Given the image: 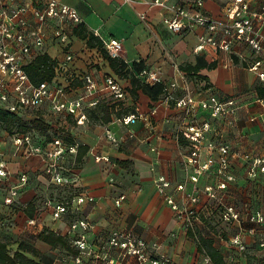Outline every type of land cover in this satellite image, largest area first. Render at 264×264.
<instances>
[{
    "label": "crops",
    "instance_id": "0c3cea01",
    "mask_svg": "<svg viewBox=\"0 0 264 264\" xmlns=\"http://www.w3.org/2000/svg\"><path fill=\"white\" fill-rule=\"evenodd\" d=\"M63 2L78 10L88 31L101 39L119 40L122 45L120 59L129 66L133 62L143 61L146 70L155 74L162 82L167 85L177 82L181 88L177 90L176 96L182 94L184 82H187L197 97H204L210 90L223 100L233 99L237 102L239 108L233 124L229 125L226 118L213 119L214 137L230 144L234 149L230 171L238 180L229 186V200L241 207H245L247 203L253 209L264 207V173L259 174L255 181L248 180L245 168L247 160L244 159L246 154L252 157L264 156V104L260 101L263 97L259 94L260 90L264 91V82L256 72L249 69L253 60L252 51L245 45H237L233 53L229 54L211 48L196 52L197 34L203 33V29L174 34L161 22L156 9L150 10L144 5H129L123 0ZM226 3L227 0H206L204 11L210 17H220ZM250 3L253 11H259L264 6V0H250ZM140 13L147 14V21L139 17ZM27 16L33 19L31 13ZM76 41L81 47L74 52V60L69 64L72 70L89 72L97 81L104 74L113 73L99 52L89 49L84 40L74 36L73 45ZM43 52L49 53L58 61L65 60V53L52 39L46 42ZM93 55L95 59L91 60ZM199 57L209 63L216 62L215 69L204 68L196 74H188L182 70V66L194 65ZM125 83V99L117 102L102 98L96 108L89 110L85 126L74 124L69 129L72 137L88 147L82 162L74 168L76 186L95 198L94 204L89 203L84 209L92 222L91 236L96 241L99 258H84L82 264H150L139 263L131 256L122 258L121 251L108 243L116 230L131 232L143 239L154 246L155 253L170 258L174 264H207L206 256L198 252L197 243L191 235L213 239L214 246L221 251L220 246L223 244L209 232V219L205 217L214 206L202 195L207 205L200 207L201 221H196L195 229L187 230L178 221L156 184L161 176L170 180L173 188L168 189L167 194H173L177 202L182 201L185 195L184 192L175 190L176 184H184L186 191H191L194 187L184 166L188 157L187 141L179 134L185 121L184 115L165 96L153 102L142 91L133 95L130 92V81L126 80ZM78 89V93H83L81 87ZM130 114L137 116L133 123L124 125L118 121ZM201 115L212 122L208 113L202 112ZM107 117L110 120L105 122ZM108 131L117 139V144L107 138ZM7 135L6 131L0 134V146L8 141ZM96 155L108 156L109 161L96 162ZM8 160L13 172L12 181L16 182L22 173L28 175L29 181L21 189L13 209L4 206L6 191H0V207L3 206L4 218L12 225L9 230L1 229L0 236L12 235L9 238L13 240L15 236L23 237L28 229L34 232L36 229L37 233L44 228L63 231L64 224L53 222L48 207V200L54 198L50 197L44 203L41 198L53 185L44 173L41 160L11 156ZM214 182V177L209 174L202 176L196 186L202 190L204 185ZM243 182L246 183V192L241 190ZM258 184L263 185L262 190L254 196L252 192L259 191ZM123 194L126 195V200L121 206H116L115 200ZM32 201L35 203L33 208L30 206ZM29 211L39 219L36 228L27 224L31 218ZM245 240L252 244L254 239L248 237ZM29 244L37 248L44 257L42 264H63L60 260L67 253L65 249L52 247L40 241L37 236ZM251 252L252 248L248 255L240 258L241 264L262 260L258 254ZM27 255L39 261V258ZM224 261L232 264L227 254H224Z\"/></svg>",
    "mask_w": 264,
    "mask_h": 264
},
{
    "label": "built area",
    "instance_id": "2783aa9c",
    "mask_svg": "<svg viewBox=\"0 0 264 264\" xmlns=\"http://www.w3.org/2000/svg\"><path fill=\"white\" fill-rule=\"evenodd\" d=\"M123 2L144 5L150 10L156 9L161 22L174 34L203 29V33L197 34L196 52L211 48L229 54L233 53L237 45L247 46L252 51L253 58L249 69L256 72L264 82V6L259 11H253L250 0H227L222 15L210 17L204 11L206 0ZM29 13L33 19H29ZM139 17L147 21L146 13H140ZM81 23L78 10L63 0H0V114L12 113L23 122L29 123L36 118L31 115L41 112L45 120L52 119L50 126L63 121L69 131L74 124L85 126L89 110L96 108L102 98L117 102L126 98V80L115 74H104L97 81L89 72H76L70 68L69 64L74 60L73 30ZM49 39L60 46L65 53V60L58 62L52 80L35 83L26 68L38 56L46 53L43 48ZM101 40L103 48L111 57L120 58L122 45L119 40ZM140 76L151 84L163 83L165 99L172 101L175 108L184 115L185 121L179 134L187 141L188 157L184 166L194 187L191 191H186L184 184H176L175 190L184 192L185 195L182 201L177 202L173 194H167V190L173 188L172 182L163 176L156 181L158 190L165 195V200L175 212L178 221L187 230L195 229L196 221H201L200 207L207 205L203 201V195L214 206L205 216L209 219V232L223 244L220 248L229 255L230 263L241 264L240 258L249 254L251 248L254 251L253 246L263 250L258 255L264 260V207L253 209L248 203L241 207L235 202L225 201L229 186L238 180L230 171L234 149L230 144L214 137L213 119L226 118L229 125L233 124L239 108L237 102L233 99L223 100L210 90L204 97H197L187 82H184L182 94L176 96L177 90L181 88L177 82L167 85L147 70ZM79 87L83 93H78ZM260 101L264 104V98ZM202 112L208 113L212 122L209 118H202ZM136 119V115L130 114L118 121L129 125ZM4 126L5 122L0 119V130L8 133V141L0 146V191H6L4 206L13 209L21 189L29 181L26 173L20 174L16 182L12 181L9 156L26 160L39 158L51 184L62 190L78 189L74 168L78 165L77 156L82 144L69 132L67 137L51 134L49 131L45 135L39 131H16L10 134ZM69 137L73 140L69 141ZM107 138L114 144L118 142L110 131L107 132ZM244 159L247 160V179L255 181L259 174L264 173V156L252 157L246 154ZM101 160L109 161V157L95 156L96 162ZM209 174L214 177L215 182L204 185L201 190L196 184L202 176ZM262 198L264 199V192ZM125 200L126 195H120L115 200L116 206H121ZM94 202V196L87 191L68 196L56 195L54 199L48 200L53 222L64 224L63 231L54 229V232L68 236L71 247L77 251V254L66 253L60 260L61 263L82 264L84 258H99L96 241L91 236L92 222L84 209L87 204ZM219 220L222 221L223 228L219 226ZM38 222V217L33 216L28 219L27 224L36 228ZM221 229L234 231L226 238L219 233ZM248 237L254 239L252 244L245 240ZM108 243L112 248L121 251L122 258L135 257L139 263L174 264L170 258L155 253L154 246L131 232L116 230L111 234ZM205 263H211L209 257L205 258Z\"/></svg>",
    "mask_w": 264,
    "mask_h": 264
},
{
    "label": "trees",
    "instance_id": "16d2710c",
    "mask_svg": "<svg viewBox=\"0 0 264 264\" xmlns=\"http://www.w3.org/2000/svg\"><path fill=\"white\" fill-rule=\"evenodd\" d=\"M73 34L77 38L84 40L86 42V46L89 49L101 52L102 57L107 61L108 66L112 70L113 74H115L122 80L130 81V92L133 95H135L138 91H142L153 102H157L162 96L165 95V85L163 83L158 82L151 84L141 78L140 75L144 70L147 69L143 61L133 62L132 65L129 66L120 58L111 57L103 48V41L101 40V38L95 35L93 32L88 31V29L85 27V24L83 23L77 25L74 28ZM58 62L59 61L56 58L50 56L49 53H44L33 60V62H31L27 66L26 70L29 73L32 81L35 83L50 81L55 76V67L57 66ZM216 65V62L209 63L206 62L203 58L199 57L197 58V61L194 65L187 64L185 66H182V70L188 74H196L204 68H207L209 70L215 69ZM259 94L264 98L263 90H260ZM0 119L5 122L4 128L10 134L15 133L16 131L21 133L28 131H39L41 134L45 135L47 134L52 122V119H35L27 123L23 122L17 115L12 113L0 114ZM109 120V117H107L105 119V122H108ZM68 140L72 141L73 139L69 137ZM87 151V146L82 145L79 148V153L77 156L78 164L82 162L83 156ZM62 195H57V197H60ZM34 205L35 203L33 201L30 202V206L32 208L34 207ZM29 215L33 217L34 213L29 211ZM0 235L2 234L0 233ZM191 236H193L197 243L198 252L205 255L206 257H209L212 264H227L224 261V250L220 248V251L218 248H216L214 246L213 239L195 237L194 234H192ZM9 237H12V235L10 236L7 234L2 237L0 236V264L43 263L44 257L42 256V254L36 248L26 242L18 243L17 249L11 252L10 246L12 244H10V242L12 241V238ZM37 238L52 247H61L65 249L67 253L77 254V251L73 247H71V239L68 236L59 235L49 228H44L37 235ZM253 248H255L254 252L258 250L259 254L263 253V250L261 248H258V246H253ZM27 254L32 255V257L34 258H39V261H36L35 259L29 257Z\"/></svg>",
    "mask_w": 264,
    "mask_h": 264
},
{
    "label": "rangeland",
    "instance_id": "374dc122",
    "mask_svg": "<svg viewBox=\"0 0 264 264\" xmlns=\"http://www.w3.org/2000/svg\"><path fill=\"white\" fill-rule=\"evenodd\" d=\"M80 47H81V44L76 41L75 45L72 46L73 52L78 51L80 49ZM85 50H88V48H86ZM99 53L101 54V52H99ZM94 56L95 55H93V57L91 58V60H94L95 59ZM31 117L32 118L36 117L35 119H41V120L44 119L43 118V114L41 112H36L33 115H31ZM60 120H61V118H60ZM66 125H67L66 122H63V121H62V123H54L53 126H50L49 127L48 131L51 132V134H58V135H60L62 137H64V136L67 137L69 131H68V128H67ZM3 133L4 132L0 130V134H3ZM247 184H248V182H247ZM242 185H241V190H243L244 192H246L247 191V189L245 188L246 183L243 182ZM258 185H260V184H258ZM262 186H263L262 184L260 186H258L257 189L259 191L254 190L252 192V194L254 196L255 195H258L257 193L260 192V190H262ZM61 190L62 189L57 188V187H55L53 185L50 186L49 189H48V191L46 192V194H43L41 196V198L43 200V203H44V201H46V199H48L50 197L54 198V196H56V195H62L63 194V195L68 196V195H71V194L73 195V194L80 193V191H81V189H74V188H71V189H68V188L67 189H63L62 191ZM230 196H231L230 194H227L226 195V199H225L226 202H228V201H229V203L231 202V200H229L230 199ZM219 208H218V216H219V211H220ZM2 210H4L3 206L0 207V231H1V229H3V230H9L11 228V226H12L11 225V222H9V220H7V219L5 220V218H4L5 216L3 215V211ZM220 224H222V221L221 220H219V226H220ZM36 231H37L36 229H35V232L28 229L23 237L20 238V237H16L15 236L14 239L10 242V244H12L10 246L11 252H13V251H15L17 249V247H18L17 245L20 242H26V243L29 244L39 234V233H37L38 231L37 232ZM233 231L232 230H224V231L219 230V233H221L224 237L229 238V236L232 235ZM34 233L36 235H34ZM217 240H219V239L217 238ZM255 253H258L259 254V251L257 250ZM250 264H264V262L262 260H251L250 261Z\"/></svg>",
    "mask_w": 264,
    "mask_h": 264
}]
</instances>
